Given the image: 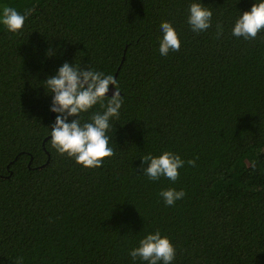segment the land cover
<instances>
[{"label":"trees","instance_id":"obj_1","mask_svg":"<svg viewBox=\"0 0 264 264\" xmlns=\"http://www.w3.org/2000/svg\"><path fill=\"white\" fill-rule=\"evenodd\" d=\"M193 2L0 0V17L33 10L16 33L0 23V264H147L129 252L157 230L172 264H264V31L232 35L259 0H200L213 16L199 33ZM165 21L181 47L162 56ZM65 62L116 74L115 155L98 168L51 145L43 81ZM164 151L196 166L152 181L140 158ZM169 188L186 193L174 206L159 195Z\"/></svg>","mask_w":264,"mask_h":264},{"label":"clouds","instance_id":"obj_2","mask_svg":"<svg viewBox=\"0 0 264 264\" xmlns=\"http://www.w3.org/2000/svg\"><path fill=\"white\" fill-rule=\"evenodd\" d=\"M32 9H26L24 14L14 7L5 5L2 9L0 23L8 31L16 33L23 29L27 16ZM213 12L199 2L189 5L188 24L192 31L203 32L212 26ZM163 33L159 52L167 56L170 51H179L181 41L179 33L170 22L160 25ZM264 31V0L255 2L250 11L243 12L236 20L232 35L243 37L245 40L255 39ZM217 37L223 34L221 24L216 25ZM48 56L54 55L49 49ZM46 93L53 94L50 111L57 113L55 123L51 126V145L60 154L73 158L75 162L85 168L101 167L105 158L115 155V142L109 132L112 128L111 120L118 119L123 98L118 91L117 81L112 75L81 67L80 64L63 63L55 76H49L43 81ZM110 86L115 91L109 98ZM99 105L102 112L94 111L89 122H81V114L87 113ZM70 117L75 119L69 120ZM148 166L143 173L152 181L165 177L175 182L179 178V169L185 163L195 167V160L185 162L178 154L164 151L159 156L146 154L140 158ZM198 159V158H197ZM167 206H174L177 200L184 198L183 190L169 188L159 193ZM132 260L139 258L147 264H172L176 257V248L170 239L162 236L160 231L150 233L139 241V246L129 252ZM24 258L18 257L15 264H23Z\"/></svg>","mask_w":264,"mask_h":264},{"label":"water","instance_id":"obj_3","mask_svg":"<svg viewBox=\"0 0 264 264\" xmlns=\"http://www.w3.org/2000/svg\"><path fill=\"white\" fill-rule=\"evenodd\" d=\"M115 77H116V74L114 75V79H115ZM114 91H115L114 87L110 86V90H109L108 96H111ZM52 114H53V112H52Z\"/></svg>","mask_w":264,"mask_h":264}]
</instances>
